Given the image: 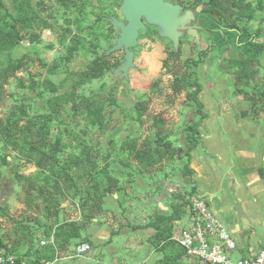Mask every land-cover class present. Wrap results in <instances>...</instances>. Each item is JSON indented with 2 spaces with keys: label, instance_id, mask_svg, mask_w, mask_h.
I'll use <instances>...</instances> for the list:
<instances>
[{
  "label": "rangeland",
  "instance_id": "374dc122",
  "mask_svg": "<svg viewBox=\"0 0 264 264\" xmlns=\"http://www.w3.org/2000/svg\"><path fill=\"white\" fill-rule=\"evenodd\" d=\"M31 1L23 18L0 0V241L31 260L47 240L54 264H202L176 245L195 194L264 248V0H163L176 38L143 20L131 59L123 0Z\"/></svg>",
  "mask_w": 264,
  "mask_h": 264
},
{
  "label": "built area",
  "instance_id": "2783aa9c",
  "mask_svg": "<svg viewBox=\"0 0 264 264\" xmlns=\"http://www.w3.org/2000/svg\"><path fill=\"white\" fill-rule=\"evenodd\" d=\"M187 201L190 223L176 239L186 259L202 264H264V248L258 252L242 251L232 234L209 210L203 196L194 194ZM50 244L47 240H41L39 246L44 248ZM90 251L89 244H82L74 247L71 252L82 257ZM56 261L57 258L54 261L41 260L39 264H54ZM0 264L30 263L27 258H20L2 248Z\"/></svg>",
  "mask_w": 264,
  "mask_h": 264
},
{
  "label": "water",
  "instance_id": "95a60500",
  "mask_svg": "<svg viewBox=\"0 0 264 264\" xmlns=\"http://www.w3.org/2000/svg\"><path fill=\"white\" fill-rule=\"evenodd\" d=\"M121 13L125 16L127 24L118 23L121 27L122 34L118 39L119 47L125 46L127 58L131 59L130 48L137 45L140 29L144 28L143 20L155 25L164 26L170 36L175 39L174 27L176 20L179 18V11L163 2V0H123ZM240 216L242 213L241 205H237Z\"/></svg>",
  "mask_w": 264,
  "mask_h": 264
},
{
  "label": "trees",
  "instance_id": "16d2710c",
  "mask_svg": "<svg viewBox=\"0 0 264 264\" xmlns=\"http://www.w3.org/2000/svg\"><path fill=\"white\" fill-rule=\"evenodd\" d=\"M29 4V0H16V7L19 6L20 10L23 9V11L21 12L20 16H23V18H27L29 16H32L34 14V9H27L24 6H28ZM27 10V11H25ZM1 11V9H0ZM19 11V9H18ZM2 14L0 13V16ZM29 15V16H28ZM205 16L207 18L210 19V25L212 26V28L214 29H219V24H218V20L215 16H213L212 14H207V15H203L201 17L205 18ZM206 19V18H205ZM219 39L217 41V44H225L227 42L230 43H236L237 42V37H238V33H236L234 30L231 29H226L225 31L219 32L218 33ZM194 195V194H191ZM188 204V201H186V206ZM176 245L179 249V252L182 256H184V251L183 249L178 245V243L176 242ZM56 247V245H54ZM54 246H47L46 249L44 250V255L41 256V258H34L31 259L29 261L30 264H39L41 260H45V261H54V256H55V248ZM6 249L8 252L13 253V251L10 249V247L8 245H6L5 243L0 241V249ZM57 248V247H56ZM49 252V253H48ZM49 254V255H47ZM26 256H24L23 258H25Z\"/></svg>",
  "mask_w": 264,
  "mask_h": 264
},
{
  "label": "crops",
  "instance_id": "0c3cea01",
  "mask_svg": "<svg viewBox=\"0 0 264 264\" xmlns=\"http://www.w3.org/2000/svg\"><path fill=\"white\" fill-rule=\"evenodd\" d=\"M29 6H31V8H32V1L31 0H29ZM202 190H204V192H206L207 193V191L203 188ZM206 193L205 194H203V193H201V195H206ZM242 209V208H241ZM243 213V212H242ZM244 215V214H243ZM236 240V239H235ZM239 245V244H238ZM49 246H51V245H49ZM39 248H41L40 246H39ZM73 248H74V246H71L70 247V251H72L73 250ZM43 250H45L46 249V247H44V248H42ZM13 254H15V252H13ZM16 255V254H15ZM17 256V255H16ZM43 256V255H42ZM25 258H27L29 261H30V258L29 257H25ZM37 258H41V256L40 257H37Z\"/></svg>",
  "mask_w": 264,
  "mask_h": 264
}]
</instances>
